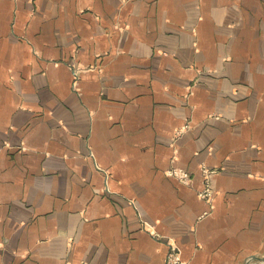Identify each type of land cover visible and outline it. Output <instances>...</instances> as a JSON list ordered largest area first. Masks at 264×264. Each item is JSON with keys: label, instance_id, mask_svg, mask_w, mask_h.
<instances>
[{"label": "crops", "instance_id": "0c3cea01", "mask_svg": "<svg viewBox=\"0 0 264 264\" xmlns=\"http://www.w3.org/2000/svg\"><path fill=\"white\" fill-rule=\"evenodd\" d=\"M172 243L264 264V0H0V264Z\"/></svg>", "mask_w": 264, "mask_h": 264}, {"label": "built area", "instance_id": "2783aa9c", "mask_svg": "<svg viewBox=\"0 0 264 264\" xmlns=\"http://www.w3.org/2000/svg\"><path fill=\"white\" fill-rule=\"evenodd\" d=\"M73 74H74V83L77 80V74L78 71L76 68H72ZM185 130V127H181L177 129V133H180ZM201 171L203 174V187L198 191V196L207 202L210 203L212 206V201L215 196L216 191L212 187L211 183V174L216 171V168H209L206 166H201ZM167 175L174 176L176 177L179 181L182 183L188 184L191 181V175L188 171H186L183 168L176 167V166H171L170 168L167 169L166 171ZM183 260L181 259L180 256V250L178 246L175 243H172L171 249L166 255L164 264H181Z\"/></svg>", "mask_w": 264, "mask_h": 264}, {"label": "rangeland", "instance_id": "374dc122", "mask_svg": "<svg viewBox=\"0 0 264 264\" xmlns=\"http://www.w3.org/2000/svg\"><path fill=\"white\" fill-rule=\"evenodd\" d=\"M73 67L76 68L77 71H78L77 76L79 75L80 71L83 70V66H81V65L79 66V65H75V64H74V65H72V68H73Z\"/></svg>", "mask_w": 264, "mask_h": 264}]
</instances>
